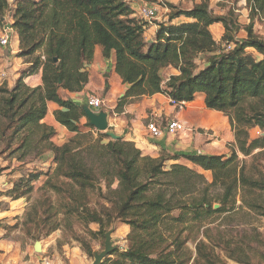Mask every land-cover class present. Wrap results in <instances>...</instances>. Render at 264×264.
I'll use <instances>...</instances> for the list:
<instances>
[{"label": "trees", "instance_id": "16d2710c", "mask_svg": "<svg viewBox=\"0 0 264 264\" xmlns=\"http://www.w3.org/2000/svg\"><path fill=\"white\" fill-rule=\"evenodd\" d=\"M245 4L249 21L242 38L235 37L240 27L230 8L216 15L203 0L190 8L164 2L167 18L146 39L148 24L134 16L127 0H0V27L8 12L16 55L25 63L12 85L0 83V153L22 162L34 152L50 162L45 171L21 175L5 195L27 197L44 175L45 187L57 196L56 205L42 204L49 233L58 228L50 220L58 213L64 224H96L102 238L112 222L127 225L126 247L113 249L101 264H227L221 253L238 264H264L256 227L234 241L221 222L215 224L239 209L264 217V33L254 30V20L264 18V0ZM213 24L224 29L219 42ZM96 47L127 86L114 112L155 93L186 103L201 92L207 109L228 118L234 133L230 153L162 151L153 157L122 136L111 139L97 131L82 104L62 94L87 84ZM167 68L177 74L165 79ZM38 71L41 84L30 87L24 78ZM49 102L58 105L55 120L72 134L61 145L53 141L54 128L42 122ZM255 128L262 135L251 137ZM238 152L250 160L239 159Z\"/></svg>", "mask_w": 264, "mask_h": 264}, {"label": "rangeland", "instance_id": "374dc122", "mask_svg": "<svg viewBox=\"0 0 264 264\" xmlns=\"http://www.w3.org/2000/svg\"><path fill=\"white\" fill-rule=\"evenodd\" d=\"M134 10L137 18L146 22L149 25L164 21L167 18L168 9L165 7L164 2L174 4L180 8H190L193 5L203 0H155L154 2L147 0H127ZM209 8L216 15L227 13L231 9V14L239 24L240 30L235 35L236 38H242L245 34L243 27L249 21V10L246 7L245 0H207ZM143 5H148L156 9V14L153 18H145L138 14V10ZM4 26L0 27V33L7 30L11 34L12 30L8 28L11 19L8 12L3 16ZM213 37L217 42L221 41L224 29L220 24H213L210 27ZM254 30L264 33V18H256L254 20ZM145 37L147 38L151 33L146 31ZM13 45V43L11 44ZM221 45H225L222 42ZM10 47L0 48L2 58L6 60ZM16 56V57H15ZM13 58H20L12 54ZM1 58V59H2ZM22 59V58H21ZM23 61V59H22ZM14 64L4 61L0 64V74L7 67L8 72L4 81L0 79V83L6 82L10 86V82L15 81L14 76L17 75L15 68H20V61L14 59ZM17 78V77H16ZM190 108L197 110V113H202L204 122L209 126V132L215 133L211 136L210 141L216 144L221 143V137L227 141L228 135L231 133L232 128L228 118L219 112L215 115H210L209 111L205 108L202 99L195 98L194 102L189 103ZM184 107V106H183ZM172 113L177 110L172 108ZM173 114H171L172 116ZM164 120V119H163ZM207 120V121H206ZM165 124V121H164ZM113 131V130H111ZM194 131V130H193ZM256 129L250 131V136H256ZM229 143L225 145L226 149H230ZM2 145H0V152ZM239 159L249 161L248 157H244L240 152ZM46 155L35 156L34 152L29 154L24 161L19 162L14 157H7L6 153H0V261L5 257L8 261L15 258L14 264H35L38 256L48 257L53 264H93L94 257L88 256L82 248L81 242H85L91 251L96 254L104 249V237L102 238L97 233V225L90 223L88 225L80 224L74 220H70L67 224L62 222L63 215L58 213L57 217H51V221L57 220L58 228L52 232H48V227L44 226L43 211L45 202H50L51 205H56L57 196L48 188L45 187L44 182L46 177L42 175L33 185L32 192L27 197L19 199H12L11 196L5 195V192L12 187V184L32 170H46L49 161H46ZM264 163V162H263ZM170 162L166 163V167ZM207 180L211 179L209 172H203ZM103 184V183H102ZM116 186V183L113 185ZM264 198V196H263ZM90 206H96L95 199H90ZM238 204L240 201L238 200ZM36 217V221L33 218ZM61 221V222H59ZM221 222L223 226L230 231L234 241H239L242 237H247L251 232V227H256L262 235L264 240V217L250 213L245 209H239L231 214L225 215ZM56 224V223H54ZM119 223L118 221L112 222L106 227V232L111 230V240L116 248L124 250L126 247L125 236L128 231L127 225ZM213 225V224H212ZM98 234V235H97ZM40 242L42 250L36 252L33 249L35 242ZM189 247L193 250V244L189 243ZM227 264H238L232 260L224 258ZM105 257L102 259V261ZM12 263V262H11ZM13 264V263H12ZM101 264V263H100ZM106 264H109L106 261Z\"/></svg>", "mask_w": 264, "mask_h": 264}, {"label": "crops", "instance_id": "0c3cea01", "mask_svg": "<svg viewBox=\"0 0 264 264\" xmlns=\"http://www.w3.org/2000/svg\"><path fill=\"white\" fill-rule=\"evenodd\" d=\"M135 16V14H134ZM182 19V18H179ZM177 19L176 21H178ZM165 20V19H164ZM212 26V25H211ZM210 26V27H211ZM156 29L155 24L149 23L146 31H150V35L146 39L153 37ZM147 32H145L146 34ZM13 43V45H11ZM18 51V39L17 36L11 32L10 49L5 55L6 60L2 58L0 53V64L4 61L15 63L14 59L20 61V68H15L17 75L14 76L15 80L18 77L19 72L25 67V63L21 58H13L12 54L16 55ZM250 51L259 58L260 55L254 50ZM16 57V56H15ZM2 58V59H1ZM10 66V65H9ZM7 66V67H9ZM108 61L102 57L101 47H96L94 52V58L92 62L86 67L89 73V80L84 88L79 92H67L62 91L65 97L70 98L77 104H84L86 96L94 94L103 98L105 106L102 110L108 113L109 129L124 139L134 143V145L142 150L145 154L150 156H158L162 151L174 153V152H194L200 154H223L228 155L229 149L225 148L228 142L231 149L234 143L233 130L227 137V141L221 137L222 144H216L210 141L211 136L215 133L209 132V126L204 122L202 113H197V110L190 108L189 103L194 102L195 98L202 99L204 103V94L198 92L194 95V98L190 102H186L184 107L178 108L170 102V98L161 93H155L150 96H142L128 100L119 113L113 115L110 111L114 109L118 98L125 92L127 86L123 84L120 78L114 73L112 69H109ZM4 66L1 70H4L7 74L8 68ZM177 74V71L173 68H167L163 71L164 78ZM24 82L30 87H35L41 84V71H38L32 75L24 78ZM13 81L9 85H12ZM205 105V104H204ZM58 108V105L49 102L48 113L42 120L46 125L54 128L56 135L53 138L54 143L57 145L63 144L68 138L72 136L65 127L60 125L54 118L53 112ZM172 108L176 110L172 113ZM206 108V107H205ZM207 109V108H206ZM210 115L218 114V111L209 110ZM98 112V111H95ZM171 114H173L171 116ZM171 118H177L193 129L194 131L188 133H182L177 137H170L166 134L159 138H152L146 127L149 121H154L159 126L163 127L165 123ZM164 119V120H163ZM85 118H82L80 122L85 123ZM207 121V120H206ZM49 165V164H48ZM200 172H205L200 170ZM126 227L125 225H123ZM128 227V226H127ZM129 230V229H128ZM128 232V231H127ZM14 264L16 259L13 258L8 261L5 257L0 261V264ZM26 264V263H23Z\"/></svg>", "mask_w": 264, "mask_h": 264}, {"label": "built area", "instance_id": "2783aa9c", "mask_svg": "<svg viewBox=\"0 0 264 264\" xmlns=\"http://www.w3.org/2000/svg\"><path fill=\"white\" fill-rule=\"evenodd\" d=\"M138 14L145 17V18H153L156 14V9L154 7H150L148 5H143L138 10ZM151 23V22H149ZM11 42V34L7 33V30L4 29L3 32L0 33V48H6L10 47ZM230 45L226 46V48H229ZM6 78V73L3 72L0 74V79L4 81ZM170 102L173 105H176L178 108H182L185 105V102H174L170 100ZM85 104L94 111L102 110L105 106V102L103 98L100 96L89 94L86 96ZM107 112V111H106ZM113 115H116V112L113 110L110 111ZM109 113V112H107ZM149 134L152 138H159L163 136L164 134L170 136V137H177L182 133H188L192 132L193 129L188 127L185 122L177 119V118H171L168 120L163 127L156 124L154 121H149L146 125ZM256 129V128H255ZM257 135H262L259 129H256ZM35 264H53V262L46 256H38Z\"/></svg>", "mask_w": 264, "mask_h": 264}, {"label": "water", "instance_id": "95a60500", "mask_svg": "<svg viewBox=\"0 0 264 264\" xmlns=\"http://www.w3.org/2000/svg\"><path fill=\"white\" fill-rule=\"evenodd\" d=\"M8 28H10V24H8ZM56 60V58H54ZM82 110L85 113L86 118L89 120V123L100 132H106L111 139L119 138V135L115 134L113 131L109 130V123H108V113L105 110H99L95 112L94 110L90 109L86 104L81 105ZM218 205L215 204L214 208H217ZM116 246L113 244L111 240V230L104 233V249L96 253L94 255L93 264H100L102 259L107 256ZM33 249L36 252H40L42 250L40 242H35Z\"/></svg>", "mask_w": 264, "mask_h": 264}]
</instances>
